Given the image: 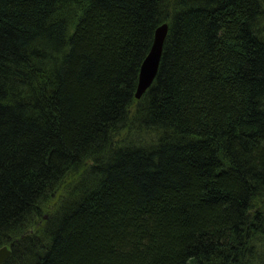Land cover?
<instances>
[{"label":"trees","instance_id":"trees-1","mask_svg":"<svg viewBox=\"0 0 264 264\" xmlns=\"http://www.w3.org/2000/svg\"><path fill=\"white\" fill-rule=\"evenodd\" d=\"M4 244L0 264H264V0H0Z\"/></svg>","mask_w":264,"mask_h":264},{"label":"water","instance_id":"water-1","mask_svg":"<svg viewBox=\"0 0 264 264\" xmlns=\"http://www.w3.org/2000/svg\"><path fill=\"white\" fill-rule=\"evenodd\" d=\"M169 30L168 22L160 24L155 31L154 40L152 46L144 58L135 96L140 98L147 88L153 82L159 68L163 46ZM47 217V214L45 215ZM12 249L8 244H4L0 247V263L5 261L11 255Z\"/></svg>","mask_w":264,"mask_h":264},{"label":"rangeland","instance_id":"rangeland-1","mask_svg":"<svg viewBox=\"0 0 264 264\" xmlns=\"http://www.w3.org/2000/svg\"><path fill=\"white\" fill-rule=\"evenodd\" d=\"M47 214V216L49 215L48 213H45V215Z\"/></svg>","mask_w":264,"mask_h":264}]
</instances>
